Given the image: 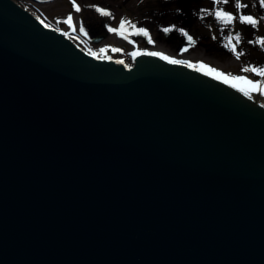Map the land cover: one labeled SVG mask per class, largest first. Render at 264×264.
Wrapping results in <instances>:
<instances>
[{"label":"water","instance_id":"obj_1","mask_svg":"<svg viewBox=\"0 0 264 264\" xmlns=\"http://www.w3.org/2000/svg\"><path fill=\"white\" fill-rule=\"evenodd\" d=\"M205 73L0 0V264H264V104Z\"/></svg>","mask_w":264,"mask_h":264},{"label":"rangeland","instance_id":"obj_2","mask_svg":"<svg viewBox=\"0 0 264 264\" xmlns=\"http://www.w3.org/2000/svg\"><path fill=\"white\" fill-rule=\"evenodd\" d=\"M17 2L46 25L64 32H69L70 26L64 21L70 15L75 34L85 43L87 38L80 33L81 26L85 32L107 35L98 44L87 41L85 47L80 45L87 53L97 51L100 56L125 58L129 64L127 55L141 49L158 50L168 59L201 64L264 86V76L259 74L264 70V0H57L41 5L28 0ZM74 5L80 8L79 12ZM184 7L188 11L182 14L191 21L190 26H181L197 42L195 47L187 49L178 47L177 42L163 41L164 29L180 23L177 14ZM218 12L224 13L225 18L218 17ZM245 16L252 17L256 23L242 22L241 17ZM122 21L124 26L120 27ZM140 29L153 39L154 46L135 39L136 45L129 46L127 53L122 54L118 47L123 37L118 33L126 36ZM240 85L247 86L243 82Z\"/></svg>","mask_w":264,"mask_h":264},{"label":"flooded vegetation","instance_id":"obj_3","mask_svg":"<svg viewBox=\"0 0 264 264\" xmlns=\"http://www.w3.org/2000/svg\"><path fill=\"white\" fill-rule=\"evenodd\" d=\"M176 25V24H175ZM174 25V26H175ZM182 24L179 23L177 26L175 27H172L170 28V31L168 32H165V35H164V39L163 41H165L166 43H178V47H181V48H188V46H186L187 44L185 43V39L184 37L187 35V31L184 30L181 26ZM137 32H140V31H137ZM142 33V32H141ZM143 36H139L140 38H138L139 40H141L145 45L147 46H150V45H153L154 46V43L152 42V40H150L148 38V35L145 36L143 33H142ZM132 36V34H131ZM86 37L88 38V41L92 44H98L99 42H96L98 40V38H103L102 40H104L107 36L104 35V34H97V33H88L86 34ZM130 37V36H129ZM133 37V36H132ZM135 39L137 40V38L133 37V38H128V39H119V44H121L120 48L123 50V52H126L128 47L129 46H135ZM101 40V41H102ZM196 46V43H190L189 46ZM127 47V48H126Z\"/></svg>","mask_w":264,"mask_h":264},{"label":"snow or ice","instance_id":"obj_4","mask_svg":"<svg viewBox=\"0 0 264 264\" xmlns=\"http://www.w3.org/2000/svg\"><path fill=\"white\" fill-rule=\"evenodd\" d=\"M74 9H75V11H77V12H79L80 11V8L78 7V6H75L74 5ZM98 12H101V9H96ZM101 14H103V15H109V13H107V12H102ZM218 17H221V18H225V14L224 13H221V12H218L217 14H216ZM241 20H242V22H246V23H248V24H255L256 23V21L255 20H253V18L252 17H250V16H245V17H241ZM71 21H72V17L69 15L68 16V18L64 21V23H66V24H69V26H71ZM45 26H47V25H45ZM124 26V22L122 21L121 22V25H120V27H123ZM133 27H135L134 25H133ZM109 31H113L112 29H109ZM140 31L145 35V36H147L148 35V33L145 31V30H143V29H140ZM164 31L165 32H168V31H170V29H164ZM80 33L81 34H86L85 33V29H84V27L83 26H81L80 27ZM101 51H103V50H101ZM147 55H153V56H156V55H159L158 53H146ZM162 59H167V57H161ZM169 63H173V64H178V63H181V61H177V60H169L168 61ZM117 63H123V61H117ZM201 67H203V65H201ZM209 71H215V70H212V69H209ZM244 71H248V69H244ZM205 74H207V73H205ZM261 76H264V70H262L260 73H259ZM216 76L217 77H222L223 78V82H225V83H227L228 82V77H226V76H224V74H222V73H216ZM234 80H236V81H242L244 84H246V85H248L250 88H257V87H261V86H259V85H256V84H253L251 81H248V80H243L241 77H235V78H233ZM261 90L262 91H264V88H261ZM240 91H244L243 89H240ZM244 94L247 96L248 95V92H244Z\"/></svg>","mask_w":264,"mask_h":264},{"label":"bare ground","instance_id":"obj_5","mask_svg":"<svg viewBox=\"0 0 264 264\" xmlns=\"http://www.w3.org/2000/svg\"><path fill=\"white\" fill-rule=\"evenodd\" d=\"M11 1L16 5V7L20 8V9L22 8V9L26 10L32 17H35L30 11H28L20 3H18L17 0H11ZM28 1H30L31 3L37 4V5L51 3V2H46V3L42 2L41 4H39L36 1L35 2L32 1V0H28ZM40 1H43V0H40ZM54 1H57V0H54ZM54 1H52V2H54ZM13 8H15V7H13ZM35 18L38 19L37 17H35ZM58 31L60 33H62V35L65 34L64 31H60V30H58ZM128 38H130V37H128ZM66 39L69 40V41H71L72 44L74 45V47L78 48L80 51L83 52L82 47H80V45L78 43L73 42V40H71V37L70 36H68V38L66 37ZM138 51H141V50H138ZM158 52H161V51H158ZM98 57H100L99 54H98ZM125 64H126V61H125ZM256 85H258V84H256ZM239 87L244 90V91H241L243 94H244L245 91L248 92V95H247L248 98H250L251 100H254V101L256 100L258 103H261V105L264 104V91L261 90V88H264V86L257 87V88H250L248 85L247 86L240 85Z\"/></svg>","mask_w":264,"mask_h":264}]
</instances>
